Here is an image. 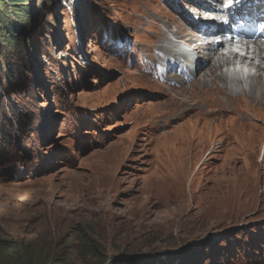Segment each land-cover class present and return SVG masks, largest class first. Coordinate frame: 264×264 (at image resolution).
<instances>
[{
    "label": "rangeland",
    "instance_id": "obj_1",
    "mask_svg": "<svg viewBox=\"0 0 264 264\" xmlns=\"http://www.w3.org/2000/svg\"><path fill=\"white\" fill-rule=\"evenodd\" d=\"M170 9L180 12L167 0H0V240L45 264H109L124 254L135 264H264V142L253 182L228 174L222 188L224 160L211 157L171 180L165 143L184 124L198 137L211 131L208 110L228 120L224 99L202 92L204 111L190 105L152 122L163 93L130 76L157 80L139 63L160 56L153 49L168 33L190 36ZM200 78L168 87L198 92ZM199 169L189 194L185 175Z\"/></svg>",
    "mask_w": 264,
    "mask_h": 264
},
{
    "label": "bare ground",
    "instance_id": "obj_2",
    "mask_svg": "<svg viewBox=\"0 0 264 264\" xmlns=\"http://www.w3.org/2000/svg\"><path fill=\"white\" fill-rule=\"evenodd\" d=\"M194 1L195 0H187L189 3H194ZM196 1L198 2L199 0ZM248 1L249 0H247V2ZM185 5L189 6L187 3H185ZM193 10L198 11V9L195 8ZM172 13H174V11H172ZM174 14L175 17H180L183 22L187 20V16L184 12H182V14ZM165 28L170 29L171 27L169 24H167ZM175 35H179L183 39L186 37L182 33L180 34L178 32H175ZM189 42L190 40L186 41V43ZM160 49L164 56L171 55V51L167 47L162 46ZM221 50L214 49L209 52L207 59L208 65L201 75V82L199 83L201 88L198 92L193 91L192 93H189L187 90L188 88L183 89L179 93L175 92V90L172 88L174 86L170 85L172 81L167 79V76L163 70V62L165 63V61L162 58V54H160L158 57L148 55L149 59L145 62L144 66H140V70L142 73L151 75L152 77L156 78L157 80H161L164 83L158 84L159 82L155 79H152L154 81H151L146 76L135 77L133 74H130L134 81L147 85L148 88L153 91H159L163 93L164 100L161 103L155 104L153 106L156 114L153 115L154 120L152 122L160 121L162 118L168 119V117L172 115H179L181 113L183 115L187 110H189L190 105H193V109L198 108L200 111H204L206 101L201 96L202 92H204L203 95L206 97V99H213L214 101L218 96H221L224 99V102L220 105L219 109L226 111V116L229 117L228 120L224 121L223 119L226 117L216 114L211 115L212 113L218 112V109L213 110L212 112H210L211 110H208L209 116L213 118V128L211 131L207 129L206 131L201 132L200 136L198 137L199 132L197 130H189L187 129V124H184L181 125L179 130L174 133V138L172 141L165 143L164 152L166 154H164V156L166 162L164 163H170L174 168L171 180L178 181L180 176L184 174L186 167H188L189 172H192L195 160H203L202 165H207L209 163L210 157L211 159L224 160L222 165L224 168V180L222 182H224L225 185H223L222 188L227 187L226 183L228 174H231L236 179V182L237 180H239V182L242 180L253 182V180L258 177L257 174L253 175L251 170L255 167L257 150L264 142V108H262L263 111L260 109V113H255V107H262L264 102V57H259L261 63L256 68L258 76L253 78V81L248 84L245 81L237 79L239 77L236 76L231 78L230 84L227 76L225 75L226 73L223 72V68L226 65H230L231 59L223 57ZM153 52H156V50L153 49ZM200 58L203 59L202 56H200ZM256 59L257 57L255 60ZM252 62L254 61L252 60ZM208 73L211 74L210 80H207ZM208 81L214 85L212 88H209ZM216 81H219L221 85H216ZM245 84L247 85L246 87ZM168 86L172 87L169 88ZM178 87L181 88L185 86ZM190 87L194 88L195 86L191 85ZM244 99L246 100V103L249 101L252 106L246 104ZM233 117L236 118L234 119ZM234 120L239 123V129L231 131L228 129L227 124L233 123ZM217 124L224 125L221 127ZM255 127L258 128V132L256 131ZM198 138L199 141L196 142ZM232 139L236 140V143L232 144ZM194 143L196 144L194 145ZM177 145L184 148L178 150ZM226 148H228L227 155L223 157L219 156V154L226 151ZM242 160L246 162L242 167L246 168L247 172H244L242 167L236 168L240 165ZM261 165H264V152L261 159ZM167 167L164 165V168ZM200 171L201 170L199 169L198 172L191 178V174L185 175L186 177L189 176V194L193 193L197 176L202 172ZM72 186H77L75 178L74 183L72 182ZM243 188L245 189L246 186ZM58 189L59 186H49V190L51 192ZM181 192L182 191H180V193ZM185 193L186 192H184L183 195H185ZM224 193L225 195L228 194L229 189L228 193Z\"/></svg>",
    "mask_w": 264,
    "mask_h": 264
},
{
    "label": "trees",
    "instance_id": "obj_3",
    "mask_svg": "<svg viewBox=\"0 0 264 264\" xmlns=\"http://www.w3.org/2000/svg\"><path fill=\"white\" fill-rule=\"evenodd\" d=\"M12 39V38H11ZM10 39V40H11ZM1 75V73H0ZM92 251L94 246L91 247ZM24 255V257L22 255ZM125 255V254H124ZM121 255L117 260L109 264H135L132 257ZM0 264H45L41 257L36 255L31 248L25 246L22 248L19 243L0 240ZM56 264V263H53Z\"/></svg>",
    "mask_w": 264,
    "mask_h": 264
}]
</instances>
